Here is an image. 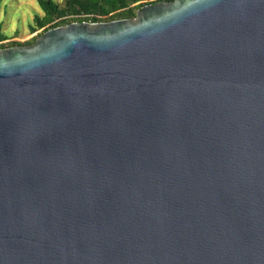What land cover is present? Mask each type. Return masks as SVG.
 <instances>
[{
  "label": "water",
  "instance_id": "1",
  "mask_svg": "<svg viewBox=\"0 0 264 264\" xmlns=\"http://www.w3.org/2000/svg\"><path fill=\"white\" fill-rule=\"evenodd\" d=\"M0 264H264V0L0 48Z\"/></svg>",
  "mask_w": 264,
  "mask_h": 264
},
{
  "label": "trees",
  "instance_id": "2",
  "mask_svg": "<svg viewBox=\"0 0 264 264\" xmlns=\"http://www.w3.org/2000/svg\"><path fill=\"white\" fill-rule=\"evenodd\" d=\"M158 1L170 0H66L64 4L56 0H38L43 16L37 15L35 23L31 25V33L44 28L67 25L75 21H112L115 19L137 17V12L144 5ZM38 37H35V41ZM10 39L2 30L0 24V48L23 45L19 41H5ZM31 43V42H29Z\"/></svg>",
  "mask_w": 264,
  "mask_h": 264
},
{
  "label": "rangeland",
  "instance_id": "3",
  "mask_svg": "<svg viewBox=\"0 0 264 264\" xmlns=\"http://www.w3.org/2000/svg\"><path fill=\"white\" fill-rule=\"evenodd\" d=\"M56 1L64 4L66 0ZM37 15H44L38 0H0V24L4 33L10 38L5 42L16 40L23 45L33 44L35 37H40L46 32L42 28L31 33L30 27L35 23Z\"/></svg>",
  "mask_w": 264,
  "mask_h": 264
}]
</instances>
